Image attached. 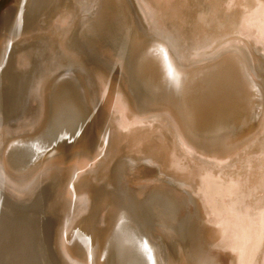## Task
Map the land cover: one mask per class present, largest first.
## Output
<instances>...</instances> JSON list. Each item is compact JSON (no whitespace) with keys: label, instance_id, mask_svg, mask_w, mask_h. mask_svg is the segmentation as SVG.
<instances>
[{"label":"rangeland","instance_id":"1","mask_svg":"<svg viewBox=\"0 0 264 264\" xmlns=\"http://www.w3.org/2000/svg\"><path fill=\"white\" fill-rule=\"evenodd\" d=\"M28 1L1 2L13 13L0 28V147L6 134L37 120L39 86L57 71L72 78L79 96L85 82L92 105L74 149L38 168L22 203L8 206L0 264H39L35 245L42 264H90L78 248L79 228H101L113 204L144 221L164 264H264V98L259 125L241 116L194 141L135 83L111 29L95 25L101 0H52L35 11ZM127 1L139 30L169 43L181 63L216 73L232 52L244 55L264 94V0ZM16 100L21 105L10 115L5 107Z\"/></svg>","mask_w":264,"mask_h":264},{"label":"bare ground","instance_id":"2","mask_svg":"<svg viewBox=\"0 0 264 264\" xmlns=\"http://www.w3.org/2000/svg\"><path fill=\"white\" fill-rule=\"evenodd\" d=\"M50 1L52 0H29L26 9L28 11H35L45 7ZM101 1L102 7L100 14L96 15L98 18L95 25L105 26L111 29L113 35L120 41L125 50L130 72L135 83L141 87L140 89L144 91L150 103L155 106L154 108L156 109L157 107V109L168 113L170 115L169 117L177 124V128L179 126L187 137L193 139L198 137L201 132H209L214 129L222 131L224 126L241 116L247 117L249 125L253 126V128L258 124L261 117V108L263 109V89L256 82V79L251 73L252 71H249L246 62L248 60H246L244 55L236 51L229 54L228 51L226 54H229V56L225 60L222 59L223 66L221 68H223L220 71L218 69V72L213 73L211 71L198 70L194 66L186 65L184 61V64L181 63L169 43L163 39H159L160 37L149 38L144 35L136 24L135 17L127 0ZM1 2L2 0H0V28L9 23L13 13L12 10H9L10 8H4ZM93 27L95 26L93 25ZM89 28L90 26L88 24L85 25L82 32L86 33ZM154 33L156 32L154 31ZM160 33L159 35H161ZM192 59L195 60L194 58ZM212 61L215 60L213 59ZM220 62L219 64L222 63ZM59 72L50 74L51 76L47 77L46 81L41 84L42 86H39L42 89V93L39 98L41 109L37 120L21 127V129L13 132V134H6L1 139L0 220H6L10 217L8 216L10 213L8 206L12 205L15 207L14 202L19 201L20 197L26 192L30 179L36 170L48 162L60 159L68 150L74 149L73 146L81 138L87 127L92 105L87 84L84 82V84L79 86L81 88V96H79L76 87L72 84V78H66L62 76L63 74H59ZM20 105L21 100H16L10 107L6 106L5 108L10 115H13ZM247 128L250 129V126ZM244 133L246 132L244 131ZM241 134L239 133L237 135L239 136ZM214 138L217 139L218 137L216 136ZM219 138L218 141H222L226 137ZM196 139L193 140L196 141ZM226 139L225 142L227 141ZM209 140L211 141V139ZM212 144L215 143L212 142ZM217 144L219 143L217 142ZM235 144L238 145L237 142ZM231 145L233 146V142ZM86 148L88 147L86 146ZM90 149L92 150V148ZM36 177H34L35 180L37 179ZM33 182L35 184V181ZM42 198V195H37L33 204L36 206ZM105 211L101 228H98L94 222H87L79 228L78 248L84 255L87 252L90 264H164L167 258L162 262V257L164 256H161L160 243L156 241V238L152 237L148 226L137 214L122 204H113L105 208ZM180 246L182 247V245ZM38 247L37 245L34 247L35 254L39 257L37 259L38 263L42 264L43 259Z\"/></svg>","mask_w":264,"mask_h":264}]
</instances>
